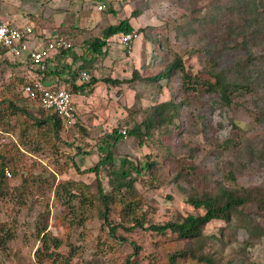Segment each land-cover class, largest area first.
<instances>
[{"label": "rangeland", "instance_id": "374dc122", "mask_svg": "<svg viewBox=\"0 0 264 264\" xmlns=\"http://www.w3.org/2000/svg\"><path fill=\"white\" fill-rule=\"evenodd\" d=\"M242 1L0 0V22L28 24L33 29L34 39L28 47H35L36 40L42 48L58 38L71 44L66 55L58 49L50 51L45 57L55 56L48 61L50 69L58 63L57 72L66 78V66L71 64L77 83L99 79L92 89L72 96L79 124L62 132L57 150L44 141L39 150L32 149V143L24 147L17 131L1 135V149L4 143H13L19 149L15 159H19L16 164L21 172L13 176L5 168L0 186V221L16 226V235L0 255L4 264H40L36 250L40 244L37 232L42 225L65 238L56 252L42 256L48 258L44 264H122L123 258L132 253L129 243L106 241V231L90 212L91 205L83 204L77 196L61 194L57 200L50 181H36L35 189L26 195L21 191L23 175L29 170L26 175L36 178L53 172L57 179L83 180L90 192L96 193L95 174L77 173L72 158L80 147L82 152L75 161L80 168L92 167L112 146V139H108V147L104 140L113 129L121 132L113 144L116 163L122 159L154 163L138 176L133 173L145 221H166L178 214L196 212L187 202L190 194L214 191L219 186L264 187V74L260 71L264 67V44L257 42L259 34L255 38L242 29L237 8ZM122 19H128L135 31L132 47L125 49L120 35L115 34L101 55L94 53L89 42L106 26ZM250 49L258 57L257 68L251 73L252 90H231L230 106L222 105L217 95L204 90L182 92L179 73L158 82L129 80L134 70L141 77L159 73L175 55L181 56L191 75L212 79L220 69L247 57ZM26 57L27 51L22 52L17 57L22 63H18L0 51V89L25 78V68L21 67H31ZM82 72L87 74L86 79ZM56 76L48 75L54 81ZM105 77L123 82L106 84L101 81ZM15 90L19 93V84ZM168 99L182 101L178 116L151 130L139 144L128 130L142 121L153 104ZM79 125L86 128L85 134L79 131ZM100 175L109 189L106 169H101ZM252 208L247 206L246 210ZM256 214V221L264 227V212ZM223 225L220 220L210 222L196 246L212 253L217 264H264V236L248 245L247 231L236 227L220 241L216 235ZM122 233L139 245L138 254L132 258L140 264H154L153 260L161 259L166 251L184 245L183 240L170 234L152 235L139 229Z\"/></svg>", "mask_w": 264, "mask_h": 264}, {"label": "trees", "instance_id": "16d2710c", "mask_svg": "<svg viewBox=\"0 0 264 264\" xmlns=\"http://www.w3.org/2000/svg\"><path fill=\"white\" fill-rule=\"evenodd\" d=\"M238 13L243 20L242 29L247 33L259 38L257 42L264 44V3L262 0H243L238 6ZM136 14V13H135ZM133 30L128 19H122L117 24L106 26L100 36L89 42L91 50L101 55L102 48L108 44V39L117 34L128 33ZM59 53L66 55L69 48L58 46ZM3 53L5 49L0 48ZM247 57L234 61L232 66L220 69L212 79L201 78L198 75H191L186 71L183 60L180 55H175L169 64L159 73L153 76L141 77L137 70L129 80L142 79L148 82L169 79L173 74L180 75V90L184 93L201 92L215 94L219 97L222 105L230 106L232 100L229 92L231 90H252L254 78L251 73L257 68V59L250 49L247 51ZM58 54V53H57ZM57 56V55H56ZM55 57V56H54ZM52 57L51 59H53ZM44 69H33L32 76L39 77L44 81L48 75L56 74V81L52 87L68 89L73 95L82 94L85 90L92 89L99 79L92 77L88 82L77 83V73L71 69V64L66 66L68 77L62 78L57 72L58 63L54 69L48 67V61ZM257 60V61H256ZM19 63V62H18ZM65 69V67H63ZM63 69V70H64ZM264 74V67L260 69ZM101 81L106 84L118 85L123 80L113 77H105ZM32 79L25 76L17 82H9L0 89V139L3 133L17 131L21 138V144L27 147V144H33L35 150L41 149V143H49L52 149H58L59 142L62 141V132H69L72 127L78 126L76 121L71 127H65L62 119L51 109H44L37 103L30 100L24 93V87L31 84ZM19 84L20 91L16 92L15 87ZM7 91L8 94H5ZM16 92V93H15ZM182 101L175 102L172 99L160 101L153 104L145 113L142 121L134 124L128 130L131 136L143 144L146 137L150 136L151 130L160 127L166 123L173 122L178 116ZM77 111V110H76ZM77 115V112H76ZM79 131L82 134L87 132L83 125H79ZM236 128L238 127L235 125ZM121 136V132L113 129L107 134L104 143L110 144L108 139H112V146L100 156V159L88 168H80L75 161V156L82 152L80 147L73 156L72 167L77 173L92 172L95 174L96 193H91L89 185L80 179L71 177L57 179L56 174L49 172L48 177L39 175H26L22 181L21 191L27 194L28 190L35 189V183L51 182L54 187L55 198L58 200L59 195L77 196L83 204L91 205L90 212L95 214L101 221L102 228L106 231L108 243H129L133 247L131 254L123 258L122 264H140L132 256L139 252V245L124 235L122 231H133L136 229L148 232L152 235L166 236L168 234L175 236L184 241V245L173 251H166L161 259H154V264H217L212 253L204 251L196 246V241L200 242L204 237L206 226L214 221L220 220L225 223L219 229V235L216 237L221 241L227 237L230 230L236 227H243L250 238L246 241L248 245H253V241L264 236V227L256 221V212H264V187H240L227 188L219 186L214 191L190 194L187 202L196 210L193 213L178 214L172 219L166 221H145V216L141 211V198L135 188V176L141 174L145 169H151L154 166L152 161H146L142 164L132 163L122 159L120 163L114 160L113 144ZM237 143V142H236ZM19 149L13 143H4L0 148V186L5 178L4 170L9 169L13 176L21 174L16 161L19 159L17 153ZM101 169H106L109 189L103 184V178L100 175ZM67 170V166L63 168ZM57 173V172H56ZM37 179V180H36ZM247 206L252 209L246 210ZM16 235V226L13 223L0 221V255L6 248L7 243ZM37 238L40 242L36 253L39 255L38 261L44 264L48 258H43L44 254H50L56 248L61 247L65 238L53 234L47 229L46 225L39 226ZM56 252V251H55ZM0 264H4L0 257ZM226 264H233L227 262ZM254 264V263H251Z\"/></svg>", "mask_w": 264, "mask_h": 264}, {"label": "built area", "instance_id": "2783aa9c", "mask_svg": "<svg viewBox=\"0 0 264 264\" xmlns=\"http://www.w3.org/2000/svg\"><path fill=\"white\" fill-rule=\"evenodd\" d=\"M101 7V6H100ZM135 31L120 34L119 41L125 49L132 47ZM34 37L33 29L28 24L13 26L9 22H0V48L5 49L13 58L19 57L22 52L27 51L26 60L30 61L31 69H44L45 57L50 51L58 49V46L69 48L71 44L63 38L49 41L42 48L28 47L30 39ZM82 77L87 78V74L82 72ZM32 83L24 87L25 95L40 107L51 109L64 122L65 127H71L76 122V107L73 102V94L66 88H55L46 85L41 78L31 77ZM1 132V131H0ZM125 133V131H122Z\"/></svg>", "mask_w": 264, "mask_h": 264}, {"label": "crops", "instance_id": "0c3cea01", "mask_svg": "<svg viewBox=\"0 0 264 264\" xmlns=\"http://www.w3.org/2000/svg\"><path fill=\"white\" fill-rule=\"evenodd\" d=\"M18 25L20 26V25H23V24H18ZM33 39H34V37H32V39H30V40H33ZM35 44H36V46L35 47H31V48H37V47H40L42 45V43H40L39 41H36V40H35ZM4 54L6 56H8V58L10 57L9 59H14V60L16 59V61L18 60L17 57L13 58L8 52H4ZM18 62L22 63V61H20V60H18ZM48 66H49V64H48ZM21 68L22 69L25 68L24 73L26 74L27 78H31L32 77V72L33 71L31 70V68H28V67H21ZM52 80H53L52 78L47 77L43 82L48 84V85L49 84L53 85L55 83V81L54 80L52 81Z\"/></svg>", "mask_w": 264, "mask_h": 264}]
</instances>
